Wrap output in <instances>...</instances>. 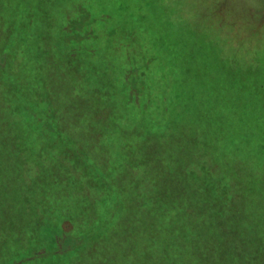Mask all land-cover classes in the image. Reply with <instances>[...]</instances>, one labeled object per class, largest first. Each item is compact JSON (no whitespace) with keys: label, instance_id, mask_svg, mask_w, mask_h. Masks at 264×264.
<instances>
[{"label":"trees","instance_id":"trees-1","mask_svg":"<svg viewBox=\"0 0 264 264\" xmlns=\"http://www.w3.org/2000/svg\"><path fill=\"white\" fill-rule=\"evenodd\" d=\"M38 4L44 5V0ZM73 6L80 11L68 18L65 11ZM65 11L60 29L65 26L62 31L68 37L103 36L114 47L122 45L115 28L95 30L96 17L83 0H70ZM106 17L103 13L102 18ZM68 27L71 32H66ZM127 40L130 50L128 43L124 46L132 58L139 41L134 32ZM7 55L2 46L0 73L7 70ZM74 58L75 52L69 51L68 61ZM145 61L144 68L150 60ZM66 64L64 72L71 66ZM140 69L130 71L128 66L117 76H108L123 88L118 104L107 97L103 101L96 90L87 94L88 90H82L89 81L85 73L70 67L67 78L73 84L76 79L77 87L70 88L69 95L77 101L73 116L79 120L73 119V126L67 127V103L59 104L60 130L68 141L58 144L61 151H55L54 139L40 137L43 122H52L51 118L58 122L50 92L57 93L56 100L67 93L60 95L55 79L39 81L45 93L33 92L35 101L30 105L15 98V105L22 104L20 115L2 110L14 95L0 96L4 102L0 106V264H264V145L259 130L245 125L256 135L252 148L257 152L251 160L235 156L240 153L233 149L235 137L223 142L218 133V146L224 147L218 152L200 129L187 131L184 141L161 140L157 146L131 126L123 109H140L150 102L152 84ZM3 88L9 91L5 83ZM164 92L158 89L163 99ZM164 111L161 107L159 115ZM90 120L96 123L91 139L73 141V153L67 152L66 144L72 140L69 133L86 135L91 131ZM214 122L212 130L223 124L218 116ZM27 124L29 139H25ZM119 132L130 136L127 144L134 150V163L118 162L117 156L123 159L124 155L120 152L123 145L115 138ZM106 134L108 144L102 138ZM171 142L177 145L170 148ZM164 149L170 154L163 153ZM90 150L97 153L87 155Z\"/></svg>","mask_w":264,"mask_h":264},{"label":"rangeland","instance_id":"rangeland-1","mask_svg":"<svg viewBox=\"0 0 264 264\" xmlns=\"http://www.w3.org/2000/svg\"><path fill=\"white\" fill-rule=\"evenodd\" d=\"M69 1L44 0V5H39L38 0H0V46L6 48L9 56L7 70L0 73V96L6 93L12 98L14 95L2 110L20 115L22 104L15 105L17 100L32 104L33 92L45 93L39 81L55 79L60 95L67 93L56 100L57 93L50 92L58 122L51 118L52 122H43L44 129L40 130L41 138L55 140V151L63 150L59 143L68 142L60 130L63 114L59 112V104L67 103L64 114L67 127L73 126V119L79 120L73 116L78 111L77 101L69 95V89L75 84L77 87L76 79L73 84L67 78L71 76L67 73L70 67L85 73L89 81L82 90H88L87 94L90 89L96 90L102 93L103 101L107 97L118 104L122 103L123 88L108 76H117L128 66L130 71L132 67H141V74L145 72L152 84L150 102L143 108L140 104V109L131 106L123 109L131 126L143 137L156 141L157 146L161 140L184 141L189 137L187 131L200 129L215 151L224 150L221 142L218 146V133L223 136V142L228 136L235 137L233 149L240 151L235 156L251 160L252 153L257 152L252 148V145L256 147V135L245 129L248 124L259 130V140L264 145L259 125L264 133V0H83L96 17L95 30L115 28L117 40L122 43L119 47L112 46L103 36L91 40L68 37L62 31L66 27L60 29V26ZM79 11V7L73 6L65 14L75 18ZM103 13L107 14L104 19ZM70 29L66 32H71ZM133 32L139 43L134 45L137 53L131 58L127 50L131 44L127 39ZM69 51L75 52V60L68 61ZM147 58L150 62L144 68ZM54 62L56 65L52 67ZM66 62L67 67L71 66L64 72ZM130 71L126 76L128 82ZM18 81L20 84H16ZM4 83L9 85V91L3 88ZM158 89L160 93L165 89L164 99ZM20 91H23L22 97ZM139 99L136 95V104ZM3 103L0 101V106ZM161 107L165 108L163 115H159ZM217 116L223 124L218 130H212ZM95 124L90 120L91 131L86 135L70 132L68 136L72 140L66 144V151L73 153L77 139H91ZM167 126V130H162ZM27 129L25 139L30 138L28 124ZM159 130L162 132L158 136ZM115 135L117 143L123 145L121 155L124 153L123 159L117 156L118 162L137 161L133 158L134 150L127 144L129 134ZM102 138L108 144V135ZM88 143L93 146L90 140ZM176 145L171 142L170 148ZM90 153L97 152L90 150L87 155Z\"/></svg>","mask_w":264,"mask_h":264}]
</instances>
